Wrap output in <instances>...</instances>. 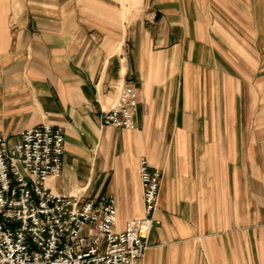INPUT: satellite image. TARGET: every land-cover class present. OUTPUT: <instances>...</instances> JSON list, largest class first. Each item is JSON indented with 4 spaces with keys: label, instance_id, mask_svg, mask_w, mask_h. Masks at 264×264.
Masks as SVG:
<instances>
[{
    "label": "crops",
    "instance_id": "obj_1",
    "mask_svg": "<svg viewBox=\"0 0 264 264\" xmlns=\"http://www.w3.org/2000/svg\"><path fill=\"white\" fill-rule=\"evenodd\" d=\"M132 83L137 127L101 123ZM66 134L51 190L145 213L139 163L162 172L139 264H264V0H0V136Z\"/></svg>",
    "mask_w": 264,
    "mask_h": 264
},
{
    "label": "built area",
    "instance_id": "obj_2",
    "mask_svg": "<svg viewBox=\"0 0 264 264\" xmlns=\"http://www.w3.org/2000/svg\"><path fill=\"white\" fill-rule=\"evenodd\" d=\"M101 116L107 127L135 129L140 93L129 82ZM65 132L48 123L26 128L15 141L0 136V264H139L148 248L162 172L141 158L145 213L118 230L117 200L102 194L54 193L49 181L63 172Z\"/></svg>",
    "mask_w": 264,
    "mask_h": 264
}]
</instances>
